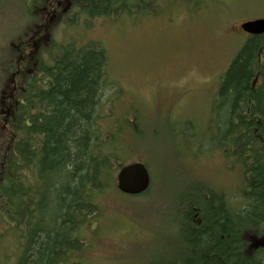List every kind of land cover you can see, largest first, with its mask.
I'll use <instances>...</instances> for the list:
<instances>
[{"label":"trees","instance_id":"trees-1","mask_svg":"<svg viewBox=\"0 0 264 264\" xmlns=\"http://www.w3.org/2000/svg\"><path fill=\"white\" fill-rule=\"evenodd\" d=\"M36 1L13 0L12 6L0 8V18L11 16L10 7L21 10L18 29L0 42L4 51L0 84L6 88L13 82L15 89L6 164L0 159V252L5 263L15 246L19 248L15 264H85L82 255L88 238L104 216L99 199L113 191L115 174L129 164L123 158L133 149L128 148V138L120 137L117 119L112 118L120 90L105 104L104 97L101 100L103 88L112 84L108 53L100 42L83 44L76 34L99 17L145 18L158 11L161 0H44L39 5ZM58 24L67 37L54 44L52 30ZM26 41L28 55L32 54L24 66L36 71L22 77L20 56L13 54L10 43L18 50L26 48L22 45ZM48 41L51 48L45 58ZM262 53L264 36L250 37L242 45L209 112L218 119L217 129L223 130L211 140L223 158L221 170L235 162L236 180L218 184L213 179H189L190 188L174 196L175 257L180 264H264V83L254 85L256 77L264 76ZM185 123L192 132L193 124ZM193 139V132L184 137L185 142ZM207 154L205 158L210 157ZM151 195L149 189L138 197ZM248 235L255 239L253 244Z\"/></svg>","mask_w":264,"mask_h":264},{"label":"rangeland","instance_id":"rangeland-1","mask_svg":"<svg viewBox=\"0 0 264 264\" xmlns=\"http://www.w3.org/2000/svg\"><path fill=\"white\" fill-rule=\"evenodd\" d=\"M11 2L13 0H0V8L12 6ZM42 2L44 0H37L35 4ZM157 7L154 14L138 20L129 16L92 19L76 34L83 44L98 41L107 51L110 59L107 72L114 85L103 88L101 100L104 97L105 104L120 90L114 98V106H117L112 110L117 115L112 118L117 119L120 137L128 138V148L133 149L123 160L125 163L144 162L152 176V195L146 199L119 194L115 174L113 191L99 199L104 216L98 220L99 228L88 238L89 244L82 255L85 264H180L175 257L177 206L174 196L183 188H190V184L186 186L189 179L196 182L207 178L218 184H230L237 178L235 162L228 165V170L225 167L221 170L223 158L211 140L223 130L217 129L218 119H213L209 112L217 99L214 98L222 77L242 48L245 36L239 26L264 17V0H201L198 6L193 1L161 0ZM10 10V17L0 18V42L10 38L20 24V6L19 10L18 6ZM35 14H40L37 8ZM10 42L5 44L6 48ZM13 43L10 47L15 50L13 54L20 56L17 61L21 63L18 68L21 76L33 74L36 68L24 66V60L27 62L32 54L28 55V41L22 43L26 48L18 50ZM47 45L45 51L51 48L50 41ZM0 53L1 69L4 61L1 45ZM260 59L264 63L263 53ZM193 70L201 77L211 76V82L190 81L184 86L176 85ZM261 79L264 83V76ZM11 83L6 88L4 83L0 84V159L4 162L7 140L13 133L9 109L11 106L13 109L15 103L11 99L15 89L12 91L14 83ZM141 89L151 90V106H146L139 98ZM182 91L183 97L176 98ZM104 109L108 111L107 106ZM129 118L133 127L126 122ZM187 121L193 124L194 139L190 142L184 140L186 135L192 134L185 127ZM107 126L109 124L105 128ZM179 127L183 128L182 133ZM137 134L141 135L137 137ZM200 149L202 154L196 156ZM206 154L210 157L205 158ZM181 179L183 182H179ZM247 238L253 244L254 238L249 235ZM13 249L6 263L0 252V264L16 263L19 248Z\"/></svg>","mask_w":264,"mask_h":264},{"label":"water","instance_id":"water-1","mask_svg":"<svg viewBox=\"0 0 264 264\" xmlns=\"http://www.w3.org/2000/svg\"><path fill=\"white\" fill-rule=\"evenodd\" d=\"M242 28L252 35L264 34V19L245 23ZM151 185V176L146 165L142 162H132L122 167L116 174V187L126 195H140Z\"/></svg>","mask_w":264,"mask_h":264},{"label":"clouds","instance_id":"clouds-1","mask_svg":"<svg viewBox=\"0 0 264 264\" xmlns=\"http://www.w3.org/2000/svg\"><path fill=\"white\" fill-rule=\"evenodd\" d=\"M66 37H67V32L62 24L56 25L54 29L52 30V38H53L54 44L61 43ZM42 55H44L45 58H47L48 56L47 50L44 53H42ZM211 80H212L211 76L201 77L196 74L195 70H193L188 75H186L185 77H182L179 81H177L176 85L184 86L185 84H188L190 81L193 83H198V84H207V83H210ZM138 95L141 101L146 106L152 105L153 95L150 89H141Z\"/></svg>","mask_w":264,"mask_h":264},{"label":"flooded vegetation","instance_id":"flooded-vegetation-1","mask_svg":"<svg viewBox=\"0 0 264 264\" xmlns=\"http://www.w3.org/2000/svg\"><path fill=\"white\" fill-rule=\"evenodd\" d=\"M70 3H71V2H70ZM239 28H240V26H239ZM240 30L243 32V30H242L241 28H240ZM243 35L246 37V39H244L243 44H245V43L248 41V39H249L250 37H254L253 35H249V34L246 33V32H243ZM243 44H242V45H243ZM261 82H262V79H261V76L259 75L258 77L255 78V80H254V85H260ZM181 93L184 94V91H182Z\"/></svg>","mask_w":264,"mask_h":264}]
</instances>
